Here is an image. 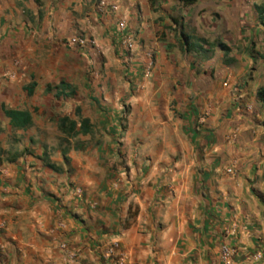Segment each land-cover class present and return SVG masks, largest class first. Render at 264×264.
<instances>
[{
  "label": "crops",
  "instance_id": "obj_1",
  "mask_svg": "<svg viewBox=\"0 0 264 264\" xmlns=\"http://www.w3.org/2000/svg\"><path fill=\"white\" fill-rule=\"evenodd\" d=\"M99 1L0 0V75L72 85L121 82L124 71L142 88L153 75L160 95L143 94L139 114L150 123L159 111L150 105L162 103L159 133L166 141L137 146L147 159L131 160L115 175L99 148L69 153L66 161L47 154L0 167V264H113L117 255L123 264H224L223 247L233 251L228 264H264V108L256 98L264 60L251 53L264 57V43L250 52L242 41L247 31L263 29L255 6L264 0L188 7L177 0H104L119 7L116 15L99 12ZM119 17L141 40L130 60L116 35ZM174 29L176 36L221 37L232 60L215 68L211 60L195 61L177 48ZM75 37H90L99 48L65 45ZM148 50L155 54L149 75ZM253 64L251 79L241 82ZM102 96L89 100L121 99L114 91ZM105 130L118 132L111 121Z\"/></svg>",
  "mask_w": 264,
  "mask_h": 264
},
{
  "label": "rangeland",
  "instance_id": "obj_2",
  "mask_svg": "<svg viewBox=\"0 0 264 264\" xmlns=\"http://www.w3.org/2000/svg\"><path fill=\"white\" fill-rule=\"evenodd\" d=\"M154 1L155 0H150L151 4H154ZM260 5H264V3ZM175 32H177V29H174L173 33ZM246 34L249 37L246 39L243 38L242 41L244 43L246 42L250 52L258 42L261 41L264 43V28L261 30L253 29V31H247ZM176 37L175 33L173 38H171L177 45ZM87 39L89 42L96 44L97 48H99L98 44L95 43L92 38L89 37ZM190 40L199 43L204 50L202 53L191 52L188 54V56H193L195 61L199 63L211 60L215 68L221 64L227 65L232 60L229 53L230 51L225 53L222 49L217 47V44H223L222 42L224 40H222L221 37H192ZM169 45L170 43L167 41V49ZM223 45L226 46V44ZM138 46L137 50L142 47L140 38ZM88 47L94 48V45L91 43L87 45L86 48ZM236 48L241 51V45H237ZM251 53L254 56H257V58H260L261 61L264 58L257 52L252 51ZM153 60L155 66V54ZM15 61H17L16 58L12 60V66ZM90 62L89 64L87 63V68L89 66L91 68ZM254 67L253 64L247 70V74L241 79V82H246L251 79L253 72H255ZM197 70L200 72L201 68L197 67ZM151 72L152 70L150 73ZM93 73L94 71H89V74ZM257 73L258 76L256 81L264 82L263 71L259 70ZM99 75H101V73ZM124 75L125 73L123 71V81L121 82H91L90 78L86 82H74L72 86H74L76 90L75 97L68 100H56L53 97V93L45 92V88L47 86L54 88L59 82H36L37 86L34 94L29 97L26 96L23 91V87L27 86L29 82H21L18 81L15 76H12V74L3 75L2 73L0 75V167L18 161L24 163L25 160L29 158L35 160L40 159L43 156L46 157L47 154L49 156L58 155L63 157L69 153L83 154L86 150H88L86 153L93 154L94 149L99 148L104 156L102 159L108 161L111 174L113 172V175H115L118 168H121L122 170L125 168L127 169V163L129 161L143 158L147 159V157H143V152L137 153L135 152V149L141 144H158L165 142V136L159 133V128L164 126L163 123L166 119H164L165 116L161 110L162 103H157L158 101L153 105H150V107H157V109H159V116L157 114V117L151 119L152 122L150 123L141 118L139 112L143 106L139 98H142L143 94L158 98L160 91H158L156 81H153V75L149 79V82H145V85L148 84V86L143 88L142 85L144 82H130ZM166 78H168V75ZM167 82H170V80ZM3 85L7 86L4 90L1 89ZM110 91L111 94L114 91L117 94V98H121L116 104L115 102H110V104L100 103L101 106L97 104L93 105L89 100V96L95 93L100 94L99 98L102 100V95L109 93ZM167 105L169 106V110L174 112V102L171 100ZM3 106L7 109H28L33 116L34 125L26 130L12 129L8 124V120L1 112ZM78 106L82 108L83 114L88 116L93 133L89 136L68 138L59 132L58 122L63 117H68L71 120L77 121L78 119L75 117L74 112L75 108ZM113 106L118 112V117L115 119H109L107 109L112 110V108H114ZM110 121L118 128L116 135L110 134L105 130V126H107ZM151 126L154 127L151 128ZM174 141L175 138L171 136L169 142L174 143ZM116 243L119 247V243ZM118 258H122V256H115L113 264H115V261Z\"/></svg>",
  "mask_w": 264,
  "mask_h": 264
},
{
  "label": "trees",
  "instance_id": "obj_3",
  "mask_svg": "<svg viewBox=\"0 0 264 264\" xmlns=\"http://www.w3.org/2000/svg\"><path fill=\"white\" fill-rule=\"evenodd\" d=\"M183 7H188L195 4L198 0H177ZM255 12L257 14L258 23L261 27L264 28V5L255 6ZM176 43L179 47L181 53H202L204 50L199 43L192 42L189 37L184 34H180L176 38ZM217 47L222 49L225 53L229 52V49L219 43ZM264 60V58H263ZM36 88L35 82H30L27 86L23 88L27 96H32ZM46 93H53V97L56 100H68L76 95V90L74 86L69 85L68 83L61 81L57 86L51 88L47 86L45 88ZM256 98L261 102L264 108V87H261L256 92ZM3 116L8 120V124L12 129L15 130H26L32 125L31 114L27 111L16 110V109H7L4 106L1 108ZM80 108H75V117L77 121L71 120L68 117H63L58 122V130L61 134L68 138H76L78 136H89L93 133L92 126L88 119L83 118L80 113ZM66 161L65 155L63 156ZM47 167L57 172L59 168L54 164H47Z\"/></svg>",
  "mask_w": 264,
  "mask_h": 264
},
{
  "label": "built area",
  "instance_id": "obj_4",
  "mask_svg": "<svg viewBox=\"0 0 264 264\" xmlns=\"http://www.w3.org/2000/svg\"><path fill=\"white\" fill-rule=\"evenodd\" d=\"M98 10L101 13H108V14H118L119 13V7L116 4H108L104 0H101L98 2ZM116 35L120 38L122 49L127 54L128 59L130 60L132 58V55L136 53L138 49V33L137 32H131L126 24V20L124 17H119L117 21L116 26ZM94 45V48L97 49L96 44L93 42H89L87 38L85 37H75L68 39L65 42V45L68 47H77L80 49H84L87 47V45L91 44ZM154 52L152 50L146 51V74L149 75L151 69L154 65ZM13 66L17 68L19 66V61H15ZM14 76V75H12ZM230 172V171H229ZM118 245L117 243H114L112 245V249L106 252V256L110 258L113 254V252L117 249ZM233 255V251L229 248L223 247L220 252V260L224 264H228L230 261L231 256ZM115 264H122V258H118L115 261Z\"/></svg>",
  "mask_w": 264,
  "mask_h": 264
}]
</instances>
